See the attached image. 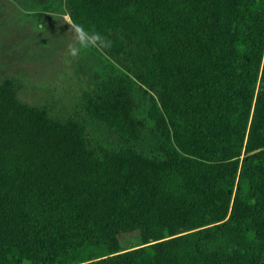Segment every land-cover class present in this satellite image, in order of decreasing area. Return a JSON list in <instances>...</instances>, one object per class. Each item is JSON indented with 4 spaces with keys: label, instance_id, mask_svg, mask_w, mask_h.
<instances>
[{
    "label": "trees",
    "instance_id": "obj_1",
    "mask_svg": "<svg viewBox=\"0 0 264 264\" xmlns=\"http://www.w3.org/2000/svg\"><path fill=\"white\" fill-rule=\"evenodd\" d=\"M75 28L146 45L157 158H100L0 85V264H264V0H65ZM151 86H149L148 81ZM88 112L141 137L127 82ZM135 233L138 246L123 249Z\"/></svg>",
    "mask_w": 264,
    "mask_h": 264
},
{
    "label": "rangeland",
    "instance_id": "obj_2",
    "mask_svg": "<svg viewBox=\"0 0 264 264\" xmlns=\"http://www.w3.org/2000/svg\"><path fill=\"white\" fill-rule=\"evenodd\" d=\"M122 42L123 53L95 40L81 46L65 0H0V85L13 80L22 104L45 109L57 123L82 124L88 149L100 158L128 149L157 158L163 139L153 115L160 104L142 79V73L146 75L150 68L148 48L125 39ZM119 80L127 82L135 117L145 125L141 137L134 141L122 138L87 109L95 92ZM139 244L135 233L121 237L123 249Z\"/></svg>",
    "mask_w": 264,
    "mask_h": 264
},
{
    "label": "clouds",
    "instance_id": "obj_3",
    "mask_svg": "<svg viewBox=\"0 0 264 264\" xmlns=\"http://www.w3.org/2000/svg\"><path fill=\"white\" fill-rule=\"evenodd\" d=\"M76 33H77V39L80 41L81 46L87 47L90 43H92L94 40L98 39V37L93 36L91 40H88L86 38V35L81 31L80 28H76ZM72 54H75V51H72Z\"/></svg>",
    "mask_w": 264,
    "mask_h": 264
}]
</instances>
